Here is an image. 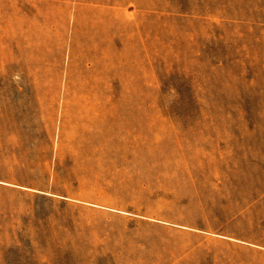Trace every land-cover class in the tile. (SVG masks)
I'll return each instance as SVG.
<instances>
[{
	"label": "rangeland",
	"instance_id": "374dc122",
	"mask_svg": "<svg viewBox=\"0 0 264 264\" xmlns=\"http://www.w3.org/2000/svg\"><path fill=\"white\" fill-rule=\"evenodd\" d=\"M0 264H264V0H0Z\"/></svg>",
	"mask_w": 264,
	"mask_h": 264
}]
</instances>
